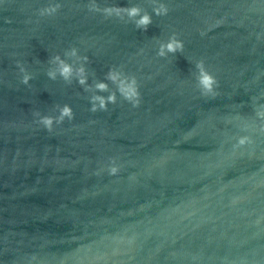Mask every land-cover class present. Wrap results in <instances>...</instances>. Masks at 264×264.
<instances>
[{
  "label": "water",
  "instance_id": "obj_1",
  "mask_svg": "<svg viewBox=\"0 0 264 264\" xmlns=\"http://www.w3.org/2000/svg\"><path fill=\"white\" fill-rule=\"evenodd\" d=\"M91 3L0 0V264H264V0H95L146 30ZM173 34L183 50L157 56ZM56 55L113 92L109 70L134 77L139 105L91 112L47 77ZM64 105L72 120L36 123Z\"/></svg>",
  "mask_w": 264,
  "mask_h": 264
},
{
  "label": "clouds",
  "instance_id": "obj_2",
  "mask_svg": "<svg viewBox=\"0 0 264 264\" xmlns=\"http://www.w3.org/2000/svg\"><path fill=\"white\" fill-rule=\"evenodd\" d=\"M59 5L55 7H49L41 11V15L52 14L54 13ZM90 11L101 12L106 16H112L115 14L119 16L121 11L127 16L128 20L131 21L136 29L146 30L147 27L152 23V15L147 11H143L137 6L131 7H105L103 10L95 3V0H92V3L89 7ZM168 8L160 3L153 6L152 14L156 16L166 15ZM183 50V43L176 38V35L173 34L169 37L167 41L160 42L156 55L159 57H165L168 54L179 53ZM65 57L75 58L73 64L77 61L83 60L87 62V57H79L77 55V50L75 48L64 53ZM50 64L54 67H50L46 75L49 79L55 80L57 76L61 77L64 81L71 83L73 78H75L78 85H80L84 91L91 92L92 95L89 97L90 111L96 112L98 110L104 111L107 110L108 104H114L116 102V93L118 92L126 101L132 104L133 107L139 105V92L137 90V82L134 77L129 78L122 75L119 71L109 70L105 75V80L110 81L115 85L116 91H110L107 83L103 81H94L93 84H88V74L83 64H80L77 67H74L73 64L66 62L62 59L60 55H56L51 58ZM19 71L22 74L21 83L27 85L29 80L33 77L22 65H18ZM196 69L198 75L196 77L199 86L204 90L205 93L211 92L212 87L215 84L214 78L204 69L203 62H198L196 64ZM108 92L109 94L105 97L96 93ZM258 115L264 116V113H258ZM36 123L42 125L47 131H51L53 124L62 123L65 118L68 120L73 119L72 109L68 105H64L58 109V115H41V113H34ZM115 171V169H113Z\"/></svg>",
  "mask_w": 264,
  "mask_h": 264
}]
</instances>
